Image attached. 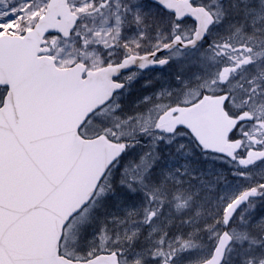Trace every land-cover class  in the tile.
Segmentation results:
<instances>
[{"label": "snow or ice", "instance_id": "snow-or-ice-1", "mask_svg": "<svg viewBox=\"0 0 264 264\" xmlns=\"http://www.w3.org/2000/svg\"><path fill=\"white\" fill-rule=\"evenodd\" d=\"M0 264H264V0H0Z\"/></svg>", "mask_w": 264, "mask_h": 264}]
</instances>
